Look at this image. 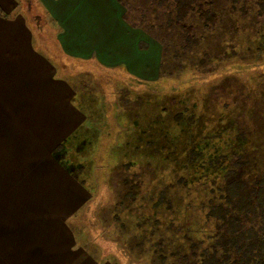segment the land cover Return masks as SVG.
<instances>
[{
  "label": "rangeland",
  "instance_id": "374dc122",
  "mask_svg": "<svg viewBox=\"0 0 264 264\" xmlns=\"http://www.w3.org/2000/svg\"><path fill=\"white\" fill-rule=\"evenodd\" d=\"M21 1L45 26L37 3ZM159 1L123 0L133 22L146 17L154 79L94 66L67 76L86 122L65 159L90 196L68 224L99 263L208 248L225 168L243 155L245 175L264 177V0H208L214 24L190 14L184 29Z\"/></svg>",
  "mask_w": 264,
  "mask_h": 264
},
{
  "label": "crops",
  "instance_id": "0c3cea01",
  "mask_svg": "<svg viewBox=\"0 0 264 264\" xmlns=\"http://www.w3.org/2000/svg\"><path fill=\"white\" fill-rule=\"evenodd\" d=\"M21 2L0 0V264H108L68 224L90 196L54 156L86 122L67 76L94 66L154 79L158 50L119 0H38L45 26Z\"/></svg>",
  "mask_w": 264,
  "mask_h": 264
},
{
  "label": "trees",
  "instance_id": "16d2710c",
  "mask_svg": "<svg viewBox=\"0 0 264 264\" xmlns=\"http://www.w3.org/2000/svg\"><path fill=\"white\" fill-rule=\"evenodd\" d=\"M35 2L38 6V0ZM119 2L125 8L124 20L132 27L140 28L151 35L150 30L142 25L146 19L145 15L136 16L133 22L128 15L126 4L123 0ZM159 5H167L170 8L167 15L183 29L181 22L190 14H196L201 21L211 25L216 20L208 0H162ZM22 6L24 5L21 2L20 11L30 19L31 13L24 11ZM43 14L45 17V13ZM0 17L8 16L0 10ZM52 59L55 63L56 56ZM78 133L68 137L54 151V156L76 179L78 178L73 173L72 166L65 158L66 148L73 145ZM243 160V155H237L225 168L221 176V195L218 201L212 202L208 208L207 219L214 223L213 243L199 251L198 243L191 242L186 251L177 248L170 254L157 246V257L161 259L162 264H264V177L248 178L245 175ZM132 189L137 190V186ZM157 245L162 244L159 242ZM165 257H170V262L165 263Z\"/></svg>",
  "mask_w": 264,
  "mask_h": 264
}]
</instances>
